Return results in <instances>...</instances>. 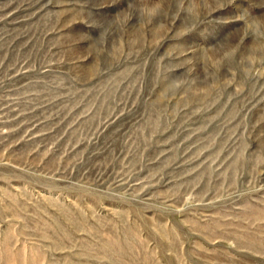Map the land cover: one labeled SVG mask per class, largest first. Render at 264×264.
I'll use <instances>...</instances> for the list:
<instances>
[{
  "label": "rangeland",
  "instance_id": "obj_1",
  "mask_svg": "<svg viewBox=\"0 0 264 264\" xmlns=\"http://www.w3.org/2000/svg\"><path fill=\"white\" fill-rule=\"evenodd\" d=\"M0 264H264V0H0Z\"/></svg>",
  "mask_w": 264,
  "mask_h": 264
}]
</instances>
